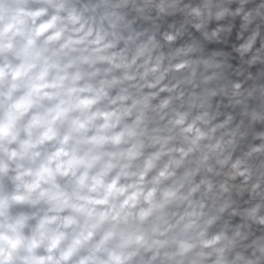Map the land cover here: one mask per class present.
I'll list each match as a JSON object with an SVG mask.
<instances>
[{
    "label": "clouds",
    "instance_id": "1",
    "mask_svg": "<svg viewBox=\"0 0 264 264\" xmlns=\"http://www.w3.org/2000/svg\"><path fill=\"white\" fill-rule=\"evenodd\" d=\"M0 264H264V0H0Z\"/></svg>",
    "mask_w": 264,
    "mask_h": 264
}]
</instances>
